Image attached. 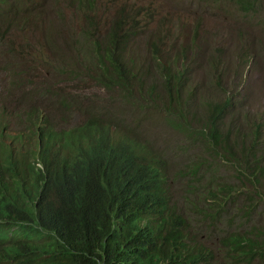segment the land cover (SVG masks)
I'll return each mask as SVG.
<instances>
[{
	"label": "trees",
	"instance_id": "trees-1",
	"mask_svg": "<svg viewBox=\"0 0 264 264\" xmlns=\"http://www.w3.org/2000/svg\"><path fill=\"white\" fill-rule=\"evenodd\" d=\"M25 2L0 0V71L12 77L0 100V264H264V211L257 225L246 226L262 199L256 187L264 179V106L257 101L264 72L254 64V49L243 53L241 68L236 63L234 71L225 69L223 48L204 57L192 46L166 42L168 33L161 45L155 39L164 29L159 19L148 39L150 55L142 54L130 43L153 18L139 19L122 2L101 26L103 0H78L81 21L55 47L48 43L50 27L32 21L52 9L34 10ZM260 3L237 0L246 15ZM25 24L23 38H41L18 41L14 29ZM193 24L195 38L202 23ZM35 43L43 48L36 50ZM69 59L115 94L108 104L59 89L53 109V84L43 78L33 85L30 77L38 66L57 75L62 67L68 76ZM253 73L258 75L250 91ZM72 98L80 118L63 124L61 113ZM115 105L129 115L117 113ZM146 121L200 152L178 173L201 180L185 203L170 191L176 175L141 139ZM114 124L126 132L118 133ZM216 162L224 167L219 174L212 169ZM205 171L216 179L203 184ZM228 208L235 212L225 226L222 212Z\"/></svg>",
	"mask_w": 264,
	"mask_h": 264
},
{
	"label": "rangeland",
	"instance_id": "rangeland-1",
	"mask_svg": "<svg viewBox=\"0 0 264 264\" xmlns=\"http://www.w3.org/2000/svg\"><path fill=\"white\" fill-rule=\"evenodd\" d=\"M122 2H126L129 8L135 10L138 13L137 17L139 19L148 21L151 17L153 18L150 28L144 33L137 34L135 39L130 43L133 44L132 48L136 49L139 53L150 55L151 48L148 39L152 36L151 32L153 33L159 19H164V29L162 33H158L155 37L161 45L164 44L163 39L165 34L168 33L165 37L166 42L176 41L182 46H192V50L199 51L204 57L209 56L213 48H223L225 51L222 57L223 67L232 71H234L236 63H240V68L242 67L245 61L243 53L252 48L254 49V64L264 72V0H261L257 9L258 11L256 13H249V15H246L238 8L239 5L237 4V0H103L100 13L102 15L101 21L104 24L101 26H106L110 23ZM30 4H32L34 10H40L45 7L52 9V12L48 15L31 18L33 22H42L50 27L48 43L51 46H63L65 44L66 35L68 34V29H74L81 21L80 14L77 11L79 5L78 0H26L25 4L21 3L22 6H28ZM186 17H190L188 21H184V18L187 19ZM186 22L189 24H184ZM196 22H201L202 24L197 30L196 37L193 38L192 35L195 32L192 25ZM168 28L171 29L170 33ZM27 30H29V27L26 24L23 28L14 29V34L16 33V35L19 36L18 41L22 42L26 40L28 42H34L37 38H41V36L37 34L35 38L30 37V35L23 38L21 35ZM99 32L100 35L104 34V30L100 29ZM74 35L77 36L78 33H74ZM77 46L80 45H75V47ZM34 48L40 50L43 47L41 44L35 43ZM44 48H47L45 44ZM26 49H28V47H26ZM79 57H81V51L79 52ZM26 64V62L16 63L17 66L22 68H24ZM250 64L251 63L248 62L246 66L248 67ZM64 66H72L70 69L71 73L68 76L67 71L62 67H59L60 73L57 75L54 71H48L45 70L44 67L38 66L36 74L30 77V80L34 81L33 85L40 84L37 82H46L44 79L53 84L55 91L49 97V101L52 103L51 105L54 110L57 105L56 99L58 98V92L60 93L59 89H61L62 93L65 95L71 93L72 97L83 96L87 101H97L99 106L108 104L111 97L115 96L113 92H109L103 87L94 84L88 75L90 70L83 68L81 63L76 59L67 60ZM6 72L0 71L1 101L6 98L8 93H3V87L8 79H12L10 73ZM257 75V73H253L250 77V91L254 86V80L257 78ZM222 84L227 85L225 82H222ZM261 84L263 93L261 98L257 101L262 104L261 106H264V76ZM240 93L243 94V91L241 90ZM16 97L17 92L9 96L11 100ZM201 97L202 95L199 94L196 98V102H200ZM185 99L184 102L189 105ZM263 109L264 108L261 107V110ZM114 110L117 113L121 112L124 115H129L128 112L122 111V109L116 105L114 106ZM77 111L78 106L73 99L68 108L64 109L63 113H61L66 122L63 124H73L77 122L80 118ZM179 111L173 113V115H178ZM141 128V139L149 143L156 151L157 155L163 157L169 168V173L176 175L173 181L170 177V191L185 203L187 198L195 194L196 187L201 183V180H199L196 175H179L178 173L188 157L199 156V150L185 148L186 144L182 136L174 135L171 138H166L164 135L162 136L163 131L156 121H146L142 123ZM201 168L208 169L209 162L201 159ZM212 169L215 174H219L223 171L224 167L216 162L212 163ZM201 176L203 178V184H206L209 180L216 179L215 175L210 174L209 171L202 172ZM261 187L262 188L257 185L256 188L260 189L263 199L264 179L262 180ZM261 200L258 202L257 211L252 217L253 220H246V226L258 224L260 220V215L258 214L264 211V202L260 204ZM231 212L235 211L228 208L227 211L222 212V215H225V218L223 216V224H225V226L227 225L226 219ZM198 238L211 243L205 236L200 235Z\"/></svg>",
	"mask_w": 264,
	"mask_h": 264
},
{
	"label": "clouds",
	"instance_id": "clouds-1",
	"mask_svg": "<svg viewBox=\"0 0 264 264\" xmlns=\"http://www.w3.org/2000/svg\"><path fill=\"white\" fill-rule=\"evenodd\" d=\"M114 125H115V124H114ZM112 128H115L116 131H117L118 133H120V134L126 132L124 129H122V128H121L120 126H118V125H115V127H112ZM167 170H168V168H167ZM168 171H169V170H168Z\"/></svg>",
	"mask_w": 264,
	"mask_h": 264
}]
</instances>
